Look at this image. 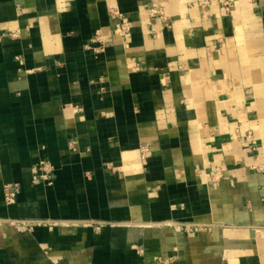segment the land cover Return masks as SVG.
I'll use <instances>...</instances> for the list:
<instances>
[{"label": "crops", "instance_id": "crops-1", "mask_svg": "<svg viewBox=\"0 0 264 264\" xmlns=\"http://www.w3.org/2000/svg\"><path fill=\"white\" fill-rule=\"evenodd\" d=\"M222 1L0 0V264H264V0Z\"/></svg>", "mask_w": 264, "mask_h": 264}, {"label": "built area", "instance_id": "built-area-1", "mask_svg": "<svg viewBox=\"0 0 264 264\" xmlns=\"http://www.w3.org/2000/svg\"><path fill=\"white\" fill-rule=\"evenodd\" d=\"M222 7L228 11L230 6L232 5V0H223L221 3ZM205 4L201 5V8H204ZM148 14L151 18L155 16H161L163 15L162 12H160L159 7H153L150 6L148 8ZM113 16V13H112ZM116 20L113 24V31L120 37V39L126 43L127 39L130 37L132 32V24L129 20V18L126 15L119 14L116 16H113ZM148 23H150V19H148ZM11 36L16 35V31L10 32ZM105 43V37L101 33V31L97 30L93 36L89 39L87 43H85V48H91L95 52H98L99 50H102ZM94 44V45H92ZM252 144H255L254 141H252ZM149 151L148 145H142L139 149V155L141 161L145 162L146 157ZM211 173H217V169H214L211 171ZM53 178V166L51 163L46 159H41L40 161L33 163L31 167V183L33 185L45 183L50 184L52 182ZM20 191V185L17 182H9L3 185V197L4 200L8 203L13 202L17 196V194ZM16 224L21 227L23 226V223L21 220L16 221ZM99 228V225L96 227ZM187 231H192L193 229H196L195 227H183Z\"/></svg>", "mask_w": 264, "mask_h": 264}]
</instances>
